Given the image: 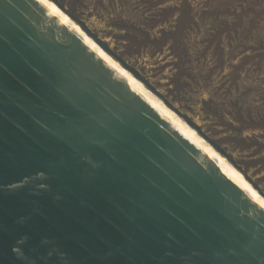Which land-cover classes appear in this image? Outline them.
Returning a JSON list of instances; mask_svg holds the SVG:
<instances>
[{
	"label": "water",
	"instance_id": "95a60500",
	"mask_svg": "<svg viewBox=\"0 0 264 264\" xmlns=\"http://www.w3.org/2000/svg\"><path fill=\"white\" fill-rule=\"evenodd\" d=\"M246 177L51 1L0 0V264H264Z\"/></svg>",
	"mask_w": 264,
	"mask_h": 264
},
{
	"label": "rangeland",
	"instance_id": "374dc122",
	"mask_svg": "<svg viewBox=\"0 0 264 264\" xmlns=\"http://www.w3.org/2000/svg\"><path fill=\"white\" fill-rule=\"evenodd\" d=\"M55 1L264 193V0Z\"/></svg>",
	"mask_w": 264,
	"mask_h": 264
},
{
	"label": "bare ground",
	"instance_id": "6f19581e",
	"mask_svg": "<svg viewBox=\"0 0 264 264\" xmlns=\"http://www.w3.org/2000/svg\"><path fill=\"white\" fill-rule=\"evenodd\" d=\"M51 1L58 9H60L63 13H65L68 17H70L80 28L81 30L95 43H97L104 51H106L116 62H118L123 68H125L135 79L143 83L151 92H153L164 104H166L170 109H172L186 124L192 127L204 140H206L222 157H224L229 163H231L235 168L245 177L243 171L239 168V166L231 160L229 157L225 155L221 151V149L215 145L204 133L203 130L200 129L198 123L194 120H191V117L185 113L179 112L174 106L169 104L167 100L161 95L160 91L155 90L150 84L145 80L140 74H138L133 68L123 63L119 56L115 53V50L111 45H109L100 35L96 34L93 29H91L88 25H85L81 20L73 17L65 8L61 7L55 0ZM94 20V19H93ZM199 122V121H198ZM249 177V176H248ZM247 178V177H246ZM250 178V177H249ZM248 179V178H247ZM249 180V179H248ZM256 188V187H255Z\"/></svg>",
	"mask_w": 264,
	"mask_h": 264
}]
</instances>
